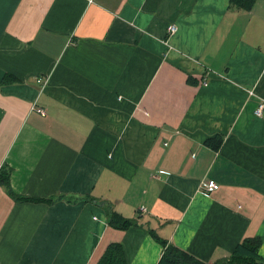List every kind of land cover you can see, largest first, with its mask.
I'll return each mask as SVG.
<instances>
[{
  "label": "crops",
  "instance_id": "obj_1",
  "mask_svg": "<svg viewBox=\"0 0 264 264\" xmlns=\"http://www.w3.org/2000/svg\"><path fill=\"white\" fill-rule=\"evenodd\" d=\"M262 99L264 0H0V264L264 258Z\"/></svg>",
  "mask_w": 264,
  "mask_h": 264
},
{
  "label": "trees",
  "instance_id": "obj_2",
  "mask_svg": "<svg viewBox=\"0 0 264 264\" xmlns=\"http://www.w3.org/2000/svg\"><path fill=\"white\" fill-rule=\"evenodd\" d=\"M232 1V0H231ZM242 3L247 0H240ZM17 80L9 74H5L1 82L7 83ZM204 143L214 150H217L221 143L222 137L216 135L206 138ZM10 169L5 166H0V184L4 186L6 191L15 196L9 184ZM61 197V196H59ZM44 200L53 201L54 197L42 198ZM106 210L107 223L113 227L125 229L129 225L134 224L135 221L126 218L123 215L111 210L107 204H103ZM162 246L161 254L156 264H264V258L258 252L260 245V238L258 236L244 237L239 241L232 252L225 258L213 263H208L191 254L190 252L170 243L166 240H158ZM97 264H127L124 256L123 249L120 243H109L104 252L97 261Z\"/></svg>",
  "mask_w": 264,
  "mask_h": 264
},
{
  "label": "built area",
  "instance_id": "obj_3",
  "mask_svg": "<svg viewBox=\"0 0 264 264\" xmlns=\"http://www.w3.org/2000/svg\"><path fill=\"white\" fill-rule=\"evenodd\" d=\"M176 30V25L174 23H169L167 25V33L171 34ZM203 84H206V81H203ZM264 109V100H259L257 103V107L255 108L254 113L256 115H260ZM41 113H43V109H38ZM218 188V184L213 180H206L203 184L202 192L204 195H209L212 191Z\"/></svg>",
  "mask_w": 264,
  "mask_h": 264
}]
</instances>
